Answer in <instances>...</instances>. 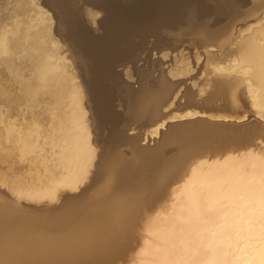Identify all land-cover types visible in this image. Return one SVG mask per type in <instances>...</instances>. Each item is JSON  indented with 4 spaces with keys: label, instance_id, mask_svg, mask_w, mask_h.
Returning a JSON list of instances; mask_svg holds the SVG:
<instances>
[{
    "label": "bare ground",
    "instance_id": "obj_1",
    "mask_svg": "<svg viewBox=\"0 0 264 264\" xmlns=\"http://www.w3.org/2000/svg\"><path fill=\"white\" fill-rule=\"evenodd\" d=\"M54 1L58 2L57 0ZM62 1L66 2L67 0ZM199 1L190 0L181 5L184 7L179 13L178 19L190 18L193 21L203 19L204 16L209 15L211 9L209 8L206 11L207 9L203 7L206 6L203 5L205 3L201 4ZM204 1L206 0L202 2ZM169 3V5L172 4L176 8L175 4L177 3L175 0ZM191 3H196L195 6L199 7L200 18L199 16L196 18L195 15L197 14L195 13L193 15V9L195 8ZM96 6L104 7L105 5L98 3ZM164 7L165 5L162 8ZM171 7L168 9H171ZM165 8H167V5ZM176 11L179 12L178 9ZM194 11L196 12V10ZM45 12L48 14L47 11ZM48 16L50 18V15ZM161 16L163 18V15ZM42 20L41 15L36 13L33 6L25 4L13 10L4 19H0V54L10 56L5 65L9 74H11L12 83L8 87L14 92L12 96L14 100H21V104L27 101L29 102L28 107L31 108L33 106L32 102L37 103V101L48 99L50 102H45L51 104V102L59 99L60 101L64 98L69 99L66 101H69V107H66L68 112L66 113V108L62 109H66L65 113L62 111L65 114V121L58 125L57 130L65 144L60 152L61 166L65 170L60 181L61 184L66 186L76 187L85 178L87 168L92 165L95 151L92 150L87 124L85 125V121H83V94L80 87L76 85L77 82H74V80L77 81L76 78L74 79L75 76L71 75L70 72L68 74L69 70H65V65L68 64H64L63 61V66L58 62L59 60H56V62L50 61L51 59L55 60L56 56L53 58V51L57 49H54L53 46V51H49L46 44H49L52 39L54 40L52 35L54 31L47 25H41ZM110 20L108 22L109 27L114 31L116 23H113V21L110 23ZM118 22L122 25L120 21ZM50 24L52 27V23ZM255 30L252 35L250 32L249 37L242 42L244 51L240 60L237 58L239 61L233 59L234 61L231 64L228 65L227 63L228 66L226 64H216L212 68L213 72L219 75H242L247 83L246 87L251 105L256 110L257 116L264 119V25L259 30ZM103 40L105 39L91 41L97 46ZM108 45L110 46V44ZM98 48L100 49L99 46ZM37 50H40L41 54L36 53ZM58 53L60 55L59 50ZM59 59L62 61V58ZM27 71H32L29 78L25 77ZM71 73L73 74V72ZM2 79L0 77V83ZM1 85L2 83L0 84V94L3 93ZM38 87H40L39 90H37ZM221 89V95H227L228 87L223 85ZM178 94L179 90L164 108L166 112L174 105V100H176ZM67 96L68 98H66ZM65 99L62 101L64 102ZM1 103L0 118L4 108ZM46 103L42 105L41 102L39 106L45 105L44 107L48 108ZM67 105L68 103H66ZM144 105L142 103L136 104L134 112H145ZM41 108H39V111ZM51 113L55 114L54 112ZM107 115L110 116L109 113ZM202 115L221 117V115H211L197 110H186L182 113L173 112L167 118L158 120L150 126L145 132V136L149 129L154 126L151 129V135L157 136L158 130L163 128L165 123L164 130H167L168 122H176L178 119H180L178 121L194 119ZM64 116L61 117L64 118ZM157 117H159L158 110L153 114V119ZM113 118L115 122H119L118 115ZM84 119L86 120V118ZM0 120L2 124L4 120ZM6 124L4 129L0 128V133H4L8 137L15 129L9 125L6 126ZM49 124L51 123L49 122ZM229 124L213 125L196 120L193 124L185 126L180 136H174L172 142L169 141L168 145L180 147L177 154L167 155L164 149L161 148L155 159L150 160V163H147L146 158L139 156L137 152L127 159L118 154L111 155L110 158L106 159L99 173V176L101 173L105 175L103 185H100L101 187L96 189L89 198L70 201L58 211L48 210L45 213H33L23 210L20 208L21 206L0 201V264H86L90 260L101 261L98 263L93 262L95 264H113V260H101V256L106 250L105 247H107L105 243L107 244L110 238L115 239L113 235L117 232L125 234V230L130 226L128 223L133 218V214L145 204L143 202L145 197L152 199L155 195H158L188 160L201 154L202 151L200 150L203 147L210 148L212 153L226 152L231 146L230 140H228L230 143L226 141L228 136L232 137L231 141L236 144L235 146L247 145L250 142L249 138L252 136L249 138L244 137L243 131H240L242 133L240 134L236 130L240 126L236 125L235 128L231 123ZM108 125L109 127H116L114 123H109L108 118L103 115L101 126L107 127ZM19 127L21 126L19 125ZM54 129L56 128L54 127ZM252 132L254 133V130ZM15 133L13 139L14 141L16 139L19 144L15 145L18 148L15 147V150L17 149L20 154L18 155L22 157L34 152L36 146L41 142L43 143V141H45L43 145L47 146L50 139L48 137L42 138L38 127L25 132L18 130ZM8 138L7 140L10 139ZM235 146L231 147L237 148ZM230 158L232 157L228 156L223 160L212 163L199 162L193 167L186 185L177 194L178 203L177 208L175 207L177 210L169 216H165V218H159V220H156L157 222H154V224L156 223L155 226H152L154 231L149 237L153 241L148 243L146 240L140 252L151 260L145 264H264V157L253 156L245 161H235ZM46 159L44 158V161ZM161 165L162 168L158 169ZM45 171H49L47 166ZM51 177H45L36 184L33 178L31 179L32 182L27 181L31 183L29 186L26 184L28 188L24 186L26 190L23 189V191L25 190L22 193L23 197L42 199L55 196L56 183ZM14 190L20 196L19 192L22 191H19L20 189L18 191L17 189ZM122 191L124 193L119 194ZM16 198L13 200H16ZM127 236L129 237V235ZM108 247L111 250L113 248L109 245ZM123 254L122 252L117 259L122 258Z\"/></svg>",
    "mask_w": 264,
    "mask_h": 264
},
{
    "label": "rangeland",
    "instance_id": "obj_2",
    "mask_svg": "<svg viewBox=\"0 0 264 264\" xmlns=\"http://www.w3.org/2000/svg\"><path fill=\"white\" fill-rule=\"evenodd\" d=\"M57 1L61 3L54 0H0V19H4L13 10L25 4L31 7L33 6L36 13L41 15L43 19L41 25H47L50 29L52 28L51 30L54 31L52 33L54 40L52 39L49 44H46V47L49 51H53V46L57 50L53 51V58L56 56L55 60L51 59L50 61L56 62V60H59L58 62L62 65L63 63L68 64L67 66L65 65V70H69L68 74L70 72L71 75L75 76L74 79L76 78L77 80L75 81L73 79L75 83L77 82L76 85L80 87L83 94V121H85V125L87 124L89 139L92 141L90 143L93 152H96H94L96 158L94 157V163L92 162V165L87 168L86 180L84 178L80 181V185L77 184L78 186H76L77 188L61 184L60 180L65 170L61 166L60 152L65 144L57 130L58 125L62 121H65V114L63 112L66 109V113L68 112V108L66 107H69V101H66L69 99L63 97L65 99L64 102L62 101L64 99H61L63 105L60 99L51 102V104L46 103L50 102L48 99L37 101V103L32 102L33 106L31 108L28 107L29 102L27 101L21 104V100H14L12 98L14 92L8 87L12 83L11 74H9L5 65L6 60H9L10 56L0 54V77L1 79L3 78L1 80L3 93L0 94V103L2 102L1 105L4 107L0 118L4 121L1 124L0 120V128L4 129V125L7 123L6 126L9 125L15 129L11 132L13 136L11 133L8 135L10 139L4 133H0V201L9 202L19 207L21 206L20 208L23 210L33 213H45L48 210L53 212L58 211L70 201L87 199L93 195V192L105 182L104 173H101L100 176L99 173L106 159L110 158L113 154H118L123 158L129 157L127 148L120 147L113 151L106 148L102 143L104 131L98 128L99 123L101 124L102 122L103 115L108 118L109 123H114L115 126H118V123L115 122L113 117L122 114L124 111L117 81L114 79H116V76H119L120 79L129 83H135L134 68L150 66L153 62H157L158 64L156 71L164 70L169 79L172 81H181L182 83L179 94L176 100H174V105L167 112L182 113L186 110H197L211 115H221L220 118L202 115L194 119L186 120L195 121L203 119L226 125H230L229 123H231L235 128L240 126L236 130L240 134L243 133L245 135L244 137L249 138L252 136L249 138L250 142L242 146H235L236 144L231 141L232 137L228 136L226 141L229 142L228 140H230L231 146L237 148L229 146V150L226 152L212 153L210 148L203 147L200 150L202 151L201 154L197 157L195 156L196 158L193 157V160L190 159L191 161L188 160L158 195H155L152 199L148 197H145L146 199L144 198L143 202L145 204L135 211L133 218L128 223L130 226H128V229L126 228L125 234L117 232L115 233L116 235H113L116 240L110 238L107 244L105 243V246L107 245L108 247L109 245L113 248L111 250L108 247L109 251L105 247L106 250L101 256V260H113V264H136L137 262V264H145L151 260L149 257L143 256L140 252L146 240L148 243L153 241L149 237L154 231L152 226H155L156 223L154 224V222H157L156 220H159V218H165V216L167 217L177 210V194L186 185L193 167L199 162L212 163L223 160L228 156H231L232 158L230 159L235 161H245L247 158L253 156L264 157V119L257 116L256 110L251 105V99L246 87L247 83L243 76L239 74L219 75L213 72L216 64H226L228 66L232 61L240 60L241 54L244 51L242 42L249 37L250 32L252 35L255 29L259 30L264 25V0H206L204 2L200 0L199 2L201 4L205 3L203 5L206 6L202 5L207 9L205 10L208 11L210 8L211 12L209 15L207 14L208 16H204L203 19L193 21L190 18L178 19V15L184 7L181 5L186 4L190 0H175L177 4H174L179 12L176 11L177 9L174 5H169V2H172V0H166L165 2L163 0H67L66 2L64 1L65 3L62 0ZM98 3H103L105 6H96ZM163 4L165 7L167 5V8H162L164 6ZM195 4H193L195 8L193 9V15L197 14L195 15L196 18L197 16L200 18L201 13H199V7L197 8ZM160 5L162 7H159ZM38 6L39 8H37ZM66 6L68 9H65ZM168 6H172L174 9L172 7L171 9L173 10L168 9L170 8ZM158 10L161 11L159 12ZM160 14L163 15V18ZM48 15H50V18H48ZM109 20L110 23L112 21L116 23V25L114 24L116 26L114 27V31L109 27ZM166 20L168 21L166 22ZM172 22L173 24L170 25ZM50 23H52V27ZM149 29L153 32L148 31ZM249 29L252 30L250 31ZM100 39H105L106 41L103 40L97 46L92 43L93 40ZM58 50L60 51V55L59 53L57 54ZM36 53L41 54V51L37 50ZM59 58H62V61ZM31 73L32 71H27L25 77L29 78ZM156 75L157 72L154 76ZM112 81L114 82L112 83ZM223 85L228 87L227 95H221V87ZM39 89L40 87L37 88V90ZM39 102H42V105L46 103L48 108H45V105L39 106ZM66 103H68L67 106ZM54 105L56 108H54ZM57 105L59 106L57 107ZM39 108H41L40 111ZM63 108L66 109L62 110ZM47 116L51 119L49 120ZM222 116H225L226 119H231L226 120ZM186 120H181V122ZM248 125L249 127H247ZM165 126L158 130L157 136L151 135V129L155 126L149 129L143 138V143L138 142V144L142 146H155L160 142L161 132L164 131ZM36 127H38L42 138H50L48 145H43L45 142L43 141V143L41 142L36 146L34 152L23 157L19 156L18 148L15 146L19 144L16 142V139L15 141L13 139L16 135L15 132L18 130L25 132ZM252 128L254 133L252 132ZM240 131L243 132L241 133ZM46 134L49 135L47 136ZM259 134L262 136H258ZM178 152L179 150L172 145L167 147V155L177 154ZM133 154L135 155V151ZM44 158H47L46 161H44ZM46 166L49 169L48 172L45 171ZM160 168H162V165L158 169ZM48 176H52L51 178L56 183L54 190L55 196L42 199H27V197H23L24 195L22 193L26 190L24 186L26 184L29 186L32 178L36 184ZM28 178L30 180H27ZM27 186L26 188H28ZM14 189H17V191L20 189L19 191H22L19 192L20 196ZM23 189L25 190L23 191ZM122 193L124 192L122 191L119 194ZM15 198L16 200H13ZM148 199L150 200L148 201ZM113 244L114 246H112ZM122 252L124 253L123 257L117 259ZM93 262L98 263L101 261H89L86 264H95Z\"/></svg>",
    "mask_w": 264,
    "mask_h": 264
},
{
    "label": "water",
    "instance_id": "obj_3",
    "mask_svg": "<svg viewBox=\"0 0 264 264\" xmlns=\"http://www.w3.org/2000/svg\"><path fill=\"white\" fill-rule=\"evenodd\" d=\"M157 69V62H153L150 66L134 68L135 83H129L120 79L119 76H116L117 87L123 102L124 111L118 115V126L109 127L108 125L106 127L101 126L99 123L98 127L99 130L104 131L102 143L106 148L112 151L120 147L127 148L129 153L128 158L135 151L139 156L146 158L147 163H150L151 159H155L156 154L161 148L166 152L167 147L170 146L168 145L169 141L172 142L174 136H180L184 127L194 122L193 120L169 122L167 124V130L162 132L161 140L158 144L155 146H142L138 144V142L142 143L145 132L150 126L158 120L167 118L172 113V111L165 112L164 108L170 103L174 94L180 89L182 84L181 81L170 80L167 77L166 71H156ZM156 72L157 75L154 76ZM138 103L145 104V112H134V106ZM157 110L159 111V117L153 119V114ZM198 121H204L213 125L222 124L203 119H198ZM174 147L180 150V147Z\"/></svg>",
    "mask_w": 264,
    "mask_h": 264
}]
</instances>
